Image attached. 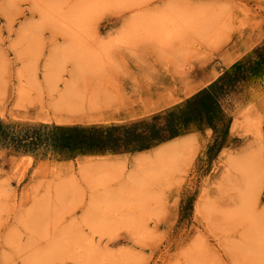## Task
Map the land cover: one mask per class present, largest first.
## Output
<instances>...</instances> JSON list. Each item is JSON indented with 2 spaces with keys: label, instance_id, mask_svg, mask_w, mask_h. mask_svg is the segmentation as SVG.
Segmentation results:
<instances>
[{
  "label": "rangeland",
  "instance_id": "374dc122",
  "mask_svg": "<svg viewBox=\"0 0 264 264\" xmlns=\"http://www.w3.org/2000/svg\"><path fill=\"white\" fill-rule=\"evenodd\" d=\"M165 16L182 17L173 37L155 34ZM263 49L264 0H0V121L130 125L177 111ZM222 103L224 137L193 125L142 152L0 137V264H264V76ZM174 143L167 166L131 185Z\"/></svg>",
  "mask_w": 264,
  "mask_h": 264
},
{
  "label": "trees",
  "instance_id": "16d2710c",
  "mask_svg": "<svg viewBox=\"0 0 264 264\" xmlns=\"http://www.w3.org/2000/svg\"><path fill=\"white\" fill-rule=\"evenodd\" d=\"M264 76V49L254 58L235 65L206 90L189 100L175 112L157 115L125 126L107 127H41L21 130L7 129L0 121V137L16 146L79 155L142 152L185 134L193 125L206 124L218 137L228 134L232 120L223 108V99L249 77Z\"/></svg>",
  "mask_w": 264,
  "mask_h": 264
},
{
  "label": "bare ground",
  "instance_id": "6f19581e",
  "mask_svg": "<svg viewBox=\"0 0 264 264\" xmlns=\"http://www.w3.org/2000/svg\"><path fill=\"white\" fill-rule=\"evenodd\" d=\"M68 10V9H67ZM62 13V12H61ZM182 18V17H181ZM176 19V18H171V17H167L165 16L163 19H158V21H156V33L157 35H159V37H163V38H169V37H173L172 35L175 34L178 29H180L179 27H181V24H180V19ZM76 20V19H75ZM180 20V21H179ZM80 21V20H79ZM78 21V22H79ZM76 23V22H75ZM82 23V22H81ZM77 25V23H76ZM22 88V87H21ZM24 88V87H23ZM23 92V91H21ZM20 92V93H21ZM22 94V93H21ZM20 94V95H21ZM24 94V93H23ZM22 94V95H23ZM173 142V141H172ZM175 142V141H174ZM177 144L178 143H174L173 146L171 145V148L169 147H160V149H158V151H156V153L160 152L162 155L164 156H161L160 157L163 159V160H160L159 159V155L156 156V165L150 167L148 170H144V171H140L138 174L137 172H135L131 178H130V182H131V185H134L135 187L138 186L140 187V185H137V184H140V183H144V182H147L149 180L152 179V177H154L160 169L164 168L165 165L167 164L168 162V159L172 156L173 154H175V152L178 150L177 147ZM163 149H166L165 151H161ZM177 156V155H176ZM168 157V158H166ZM175 158V157H174ZM176 161V160H175ZM229 162V161H228ZM167 166V165H166ZM99 189V188H97ZM96 189L94 188V191ZM194 250V249H193ZM205 255V253H203ZM200 256V255H199ZM207 256V255H206ZM210 257V256H209ZM188 262V261H187Z\"/></svg>",
  "mask_w": 264,
  "mask_h": 264
}]
</instances>
